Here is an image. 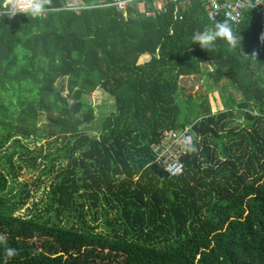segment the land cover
<instances>
[{
	"label": "trees",
	"instance_id": "trees-1",
	"mask_svg": "<svg viewBox=\"0 0 264 264\" xmlns=\"http://www.w3.org/2000/svg\"><path fill=\"white\" fill-rule=\"evenodd\" d=\"M80 1L76 10L33 0L39 12H22L0 0V149L15 146L0 163V264H264V21L253 9L240 24L211 21L199 0L183 19L149 17L141 4L125 18L114 0ZM217 22L235 44L192 39ZM205 75L242 98L200 119L183 79ZM97 89L116 109L92 135ZM42 113L48 135L64 139L66 165L48 217L18 216L10 177L40 167L24 139L43 138ZM186 126L194 142L184 174L172 177L152 145Z\"/></svg>",
	"mask_w": 264,
	"mask_h": 264
},
{
	"label": "rangeland",
	"instance_id": "rangeland-1",
	"mask_svg": "<svg viewBox=\"0 0 264 264\" xmlns=\"http://www.w3.org/2000/svg\"><path fill=\"white\" fill-rule=\"evenodd\" d=\"M8 3L14 5L11 0ZM211 63H204V70L212 71ZM185 85V94L191 97L189 111H192L195 118H203L210 114H215L219 110L225 108V101L234 95L237 98H242V95L237 92L232 85L222 93L221 86L223 84L216 83L215 80L208 75L203 77L190 76L183 79ZM59 86V84L57 85ZM68 91L65 92L67 95ZM72 102V101H71ZM115 98L105 93L102 89H97L92 94V103L95 112V120L88 127L87 131L92 135H98L101 119L110 114L116 109ZM40 135L43 138L39 141L36 137L24 139V143L29 146L27 157H41L38 160L39 168L27 167L19 171V177L16 179L10 177V186L7 192V198L17 205L18 211L16 215L23 217H48L46 211L49 205L50 187L57 180L58 171L65 167V163L60 160L59 151L64 147V139H58L54 136H49L48 114L42 113L39 120ZM0 144L3 143L1 141ZM15 150L14 145L6 144L3 149H0V163L7 162L6 156ZM49 154H53L55 160L47 159ZM16 165L26 164L18 157L15 158ZM54 164V168L50 169ZM115 213H113V216ZM98 230L106 232V227L110 231L111 226H106L105 222H101Z\"/></svg>",
	"mask_w": 264,
	"mask_h": 264
},
{
	"label": "built area",
	"instance_id": "built-area-1",
	"mask_svg": "<svg viewBox=\"0 0 264 264\" xmlns=\"http://www.w3.org/2000/svg\"><path fill=\"white\" fill-rule=\"evenodd\" d=\"M17 11H35L33 0H11ZM195 0H114L113 5L128 18L130 7L141 4L145 14L156 17L161 14L172 13L175 19H183L184 13ZM202 2L208 18L216 21L220 18L233 24H240L246 17L248 10L253 9L255 14L264 21V0H199ZM69 7L76 10L84 8L80 0H70ZM194 142L192 126L179 129L168 128L162 131L157 142L152 145L155 162L169 176H181L185 172L183 158Z\"/></svg>",
	"mask_w": 264,
	"mask_h": 264
},
{
	"label": "clouds",
	"instance_id": "clouds-1",
	"mask_svg": "<svg viewBox=\"0 0 264 264\" xmlns=\"http://www.w3.org/2000/svg\"><path fill=\"white\" fill-rule=\"evenodd\" d=\"M36 12H39L40 5L33 6ZM192 39L199 43L202 48H212L215 46V42L219 39H224L235 44V39L232 34V30L227 22H217L214 27L207 28L204 31L194 35ZM15 253L14 249H8L7 254L9 257Z\"/></svg>",
	"mask_w": 264,
	"mask_h": 264
},
{
	"label": "bare ground",
	"instance_id": "bare-ground-1",
	"mask_svg": "<svg viewBox=\"0 0 264 264\" xmlns=\"http://www.w3.org/2000/svg\"><path fill=\"white\" fill-rule=\"evenodd\" d=\"M18 2H21V0H17Z\"/></svg>",
	"mask_w": 264,
	"mask_h": 264
},
{
	"label": "crops",
	"instance_id": "crops-1",
	"mask_svg": "<svg viewBox=\"0 0 264 264\" xmlns=\"http://www.w3.org/2000/svg\"><path fill=\"white\" fill-rule=\"evenodd\" d=\"M149 59H150V58H149ZM149 59H148V60H149ZM148 60H147V61H148ZM145 62H146V61H145ZM142 63H144V62H142Z\"/></svg>",
	"mask_w": 264,
	"mask_h": 264
}]
</instances>
